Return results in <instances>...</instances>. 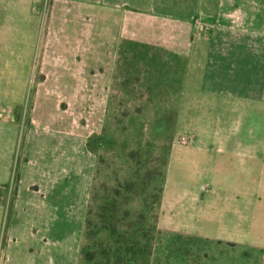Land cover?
I'll return each mask as SVG.
<instances>
[{"label":"crops","instance_id":"crops-1","mask_svg":"<svg viewBox=\"0 0 264 264\" xmlns=\"http://www.w3.org/2000/svg\"><path fill=\"white\" fill-rule=\"evenodd\" d=\"M32 2L0 0V80L20 78L26 87L36 81L23 119L20 163L12 157L8 175L0 163L6 213L0 258L2 264H77L73 241L82 238L81 208L95 170L83 134L85 103L98 111L100 96L120 95L121 81L145 72L149 63L173 78L201 70L203 83L189 88L192 96L264 99V0H41L38 13L31 12ZM194 17L201 18V29ZM4 65H12V73L5 76ZM38 108L43 130H37ZM5 111L1 106V118ZM39 132L44 136L34 143ZM212 138L227 156L251 162L258 156L244 151L233 133ZM236 169V175L253 171L249 162ZM258 182L252 196L264 191ZM237 188L248 193V185Z\"/></svg>","mask_w":264,"mask_h":264},{"label":"rangeland","instance_id":"rangeland-1","mask_svg":"<svg viewBox=\"0 0 264 264\" xmlns=\"http://www.w3.org/2000/svg\"><path fill=\"white\" fill-rule=\"evenodd\" d=\"M191 22L197 23L199 29L203 27L199 17ZM153 65L149 63L145 72L133 73L130 80L121 81L120 95L100 96L98 111L85 103L83 134L86 142L88 138L94 139L91 146L95 148V170L89 201L81 210L86 217L91 206L95 216L103 185L129 178L136 164L141 172L157 168L161 173L156 184L164 181L160 206L152 204L151 184L141 197H130L127 203L133 208L148 207L145 217L152 225L158 215V228L151 231L149 264H264V246L258 247L264 245V191L260 189V193L251 195V188L258 181L264 185V99L249 102L244 97L192 96L189 88L203 83L201 70L182 71L173 78L152 70ZM4 67L5 76L12 73V65ZM25 82L20 78L0 80V108L6 109L4 118L0 116V139H4L0 144V163L4 175H8L13 158L19 165L24 147L23 119L31 105L30 85L36 81H29V87ZM225 102L228 110L221 109ZM236 104L241 108L230 111L235 110L231 106ZM40 110L34 113L37 130H43ZM11 120L18 122L14 124ZM40 132L34 135L37 137L33 138L34 143L44 136ZM231 133L242 139L244 151L257 150L254 161L245 155L222 154L220 142L212 136ZM183 135L189 137L185 145L179 142ZM241 162H249L251 175L235 174ZM247 185L248 193L237 188ZM94 188L98 198L91 203ZM3 214L5 218L0 206V234L1 222H5ZM84 230L85 219L81 240L73 241L79 247L77 264H90L81 249L88 245L95 251L91 239L103 238L100 233L85 236Z\"/></svg>","mask_w":264,"mask_h":264},{"label":"trees","instance_id":"trees-1","mask_svg":"<svg viewBox=\"0 0 264 264\" xmlns=\"http://www.w3.org/2000/svg\"><path fill=\"white\" fill-rule=\"evenodd\" d=\"M92 140L94 139L88 138L86 146L88 150L94 153L95 148L91 146ZM130 157H132V153ZM136 165L137 168L129 178L110 186L103 185V194L99 197L101 202L97 205L95 216H92L91 206L87 209L84 235L90 236L100 233V236L103 237L91 239L90 245L95 248V251L90 250L88 245H85L83 250L81 249L87 263L149 264L150 245L153 240L151 231L157 229L158 215H155V222L152 225L150 221H146L145 217V212L149 210L148 207L144 209L133 208L127 206V203L130 197H141L143 190L151 184L154 199L152 204L159 207L164 181L159 186L156 184L160 178L159 173H161L157 171V168L141 172L139 164ZM154 166L157 167V164ZM97 196L94 188L91 191V203L95 202ZM85 247L86 249H84Z\"/></svg>","mask_w":264,"mask_h":264},{"label":"water","instance_id":"water-1","mask_svg":"<svg viewBox=\"0 0 264 264\" xmlns=\"http://www.w3.org/2000/svg\"><path fill=\"white\" fill-rule=\"evenodd\" d=\"M41 0H33L32 6H31V12L32 13H38L39 12V4Z\"/></svg>","mask_w":264,"mask_h":264},{"label":"built area","instance_id":"built-area-1","mask_svg":"<svg viewBox=\"0 0 264 264\" xmlns=\"http://www.w3.org/2000/svg\"><path fill=\"white\" fill-rule=\"evenodd\" d=\"M179 142L182 144V145H185V144H187L188 142H189V137L188 136H181L180 138H179Z\"/></svg>","mask_w":264,"mask_h":264}]
</instances>
